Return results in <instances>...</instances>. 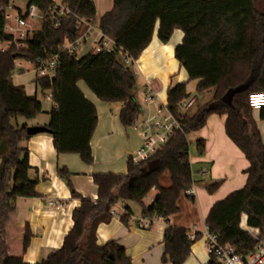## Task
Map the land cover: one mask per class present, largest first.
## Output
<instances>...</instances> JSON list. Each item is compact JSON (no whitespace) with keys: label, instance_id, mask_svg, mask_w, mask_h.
<instances>
[{"label":"trees","instance_id":"1","mask_svg":"<svg viewBox=\"0 0 264 264\" xmlns=\"http://www.w3.org/2000/svg\"><path fill=\"white\" fill-rule=\"evenodd\" d=\"M26 1L40 9L49 5L48 0ZM62 1L71 14L61 18L57 26L44 20L22 46L11 43L0 50V264H132L124 248L114 240L98 244L96 239L98 225L112 219L111 211L118 202L123 203L119 220L124 225L131 219L127 205L131 202L141 206L142 216L164 220L161 259L183 264L201 235L169 224L168 217L178 212L179 195L193 183L188 136L202 128L210 114L225 116V133L244 154L249 166L245 170V184L212 204L205 226L219 245L233 248L245 261L257 245L248 232L254 234L255 228L264 235V143L248 104L250 93L264 92V0H112L111 8L99 18V28L117 47L136 60L155 32L166 43L174 30H181L183 37L174 48V57L186 71L188 80H198L196 93L211 92V98L188 115L180 109L189 96L186 82L168 88L165 107L181 127L148 158L136 162L133 156H128L125 173H94L96 199L78 194L70 182L72 173L64 167L58 169L71 196L80 201L72 211L73 224L61 246L34 263L25 262L22 255L9 253L7 225L16 200L38 196V179L29 175L32 168L23 144L32 137L26 132L27 121L42 112L38 93L44 96L49 92L54 104L45 126L56 152L78 154L86 164L93 162L90 139L97 116L78 81H83L102 101L123 103L118 116L122 126H135L142 114L133 93L135 74L117 59L116 51L89 52L79 57L60 53L53 77L36 76L32 95L22 85L14 84L16 60L35 64L53 56L65 39L73 40L80 34L75 15L95 19L93 0ZM9 3L10 0H0L2 43L10 40L2 30ZM241 84H245L244 90L233 95L230 105L220 100L229 88ZM212 102H217L216 108L206 111ZM260 118L264 119V108L260 109ZM195 145L198 154H203L204 140L197 139ZM164 173L169 177L168 186L160 183ZM220 184L221 181L212 182L206 191L212 194ZM152 189L157 190V195L145 206L143 199ZM242 215L248 232L240 227ZM31 237L25 224L22 254ZM208 255L206 264H222L214 251Z\"/></svg>","mask_w":264,"mask_h":264},{"label":"crops","instance_id":"2","mask_svg":"<svg viewBox=\"0 0 264 264\" xmlns=\"http://www.w3.org/2000/svg\"><path fill=\"white\" fill-rule=\"evenodd\" d=\"M111 6L112 3L107 5L103 13ZM182 37V31L176 29L170 39L163 43L155 32L149 44L129 66L136 79L133 93L142 107L138 122L148 113L166 106L167 90L176 83L186 82V93L196 97L193 93L196 92L198 80L188 82L186 71L174 57V48L181 42ZM33 74V71L21 66L13 75V82L22 85L25 92L32 95L35 93L36 78ZM77 85L96 109L97 122L90 139L93 162L86 164L75 153H57L48 132L33 135L23 143L28 149V163L32 168L29 175L38 179L36 185L38 196L16 200L15 210L7 225V240L9 253L22 255L23 260L28 263L41 260L61 246L64 236L73 224L72 211L80 203L79 199L71 196L65 179L57 173L58 169L64 167L72 173L70 182L78 194L96 199L97 187L93 183L92 175L125 173L128 156H134L143 142L138 129L134 126L124 127L120 123L118 116L123 103L100 100L81 80ZM148 87L155 92V98L146 107L143 95ZM49 94V92L44 94L45 106L42 104V110L45 109L44 115L40 118L41 114H38L28 120L29 126L47 124L48 112L54 107L51 98H45V95ZM252 114L264 143V119L260 118V110H253ZM224 121V115L210 114L205 125L188 136L190 143L203 139L205 150L201 155L198 154L196 145L193 151L189 150L193 194L188 196L182 192L177 199L178 212L168 217L169 224L183 227L191 234L198 232L201 235L192 244L190 254L183 264L207 263L209 255L205 245V219L210 207L230 192L241 188L247 178L245 170L249 164L244 154L226 135ZM165 177L164 173L160 183L168 186L169 177L168 183L163 180ZM215 181H221V184L214 193L209 194L206 186ZM156 195V189L150 190L144 197L143 204L149 206ZM127 205L132 213L128 224L124 225L119 220L123 203H116L112 219L108 223H100L96 229L97 243L104 244L114 240L124 248L132 264H170L161 259L162 237L166 226L164 220L154 219L149 228L138 227L136 220L142 217L141 206L132 202ZM243 217L245 218V215ZM25 224L29 226L32 237L22 254Z\"/></svg>","mask_w":264,"mask_h":264},{"label":"built area","instance_id":"3","mask_svg":"<svg viewBox=\"0 0 264 264\" xmlns=\"http://www.w3.org/2000/svg\"><path fill=\"white\" fill-rule=\"evenodd\" d=\"M12 0L7 8H11ZM48 7L46 9H40L35 4H27L25 12L21 13L20 9H17V14L12 16L7 13L5 9V20L2 25L4 33L10 36V40L7 41L6 47L11 43H16L22 46L24 41L30 38L36 31H38L44 20H49L54 26L59 24L61 18L71 14L70 9L63 3L62 0H48ZM12 18V22L8 21ZM76 28L80 34L73 40L65 39L64 42L58 46V52L53 56L39 60L35 64H31L33 67V73L38 77L52 78L54 75V68L58 60L60 53H66L69 55H75L79 57L85 53H98L102 51H116L117 55L121 56L122 64L131 65L135 60L128 57L124 51L117 47L112 39L106 36L99 28V22L95 23V19H88L84 17L76 16ZM39 21L38 29L31 26L32 20ZM4 48H2L3 50ZM29 63V62H28ZM16 67H20L18 60L15 61ZM16 73V72H15ZM14 73V74H15ZM13 74V75H14ZM45 98H51L50 94L45 95ZM155 98V92L151 87H148L143 95V103L146 107ZM195 97L189 95L181 103V108L187 110L194 103ZM248 104L252 110H260L264 107V92H252L248 96ZM140 131L142 136V145L133 156L134 161H140L148 158L161 144H163L174 130L179 129L181 124L168 112L166 107L158 108L155 112L148 113L141 121L135 126ZM186 195H192L193 190L189 188L184 191ZM114 214V210L111 211ZM244 215H242L241 223L244 224ZM154 219H161L155 217L153 219L142 216L136 220V225L141 228H149ZM255 233L249 235L257 240V245L253 253L249 254L244 261L242 258L234 252V249L229 246H221L218 244L216 236L205 232L206 249L208 252L214 251L222 262V264H264V235H261L258 229H254Z\"/></svg>","mask_w":264,"mask_h":264},{"label":"rangeland","instance_id":"4","mask_svg":"<svg viewBox=\"0 0 264 264\" xmlns=\"http://www.w3.org/2000/svg\"><path fill=\"white\" fill-rule=\"evenodd\" d=\"M93 1H94V4H95V7H96L95 23H98L99 22V18L101 17V13H103V10L105 9V7L107 5L112 3V0H93ZM11 5H12V7L11 8H7L6 11H7V13L11 14L12 16H14V15L17 14V9H20L21 13L25 12L27 1L26 0H12ZM8 21L12 22V18H10ZM30 23H31V26L33 28L38 29V27H39V21L38 20H36V19L32 20ZM0 47L5 48L6 44L0 42ZM78 56H81V54L79 53ZM117 59L122 62V59H121L120 55H117ZM18 63H20V67L22 66L23 68H25L27 70L33 71L32 65H30L26 61L18 60ZM18 68L19 67H17L16 69H18ZM187 79H188V77H187ZM187 81L191 82L193 80H187ZM45 93L47 94V92H45ZM193 95H195L197 97L195 104L192 105L191 107H189L187 110H183L182 108H180L182 112H186L188 115L192 114L199 105H201L202 103H205L206 101H208L211 98V92H203V93H200V94L195 92V93H193ZM37 97L42 102L43 106H45L44 96L41 95L40 93H38ZM44 113H45V109H43L42 112L39 113V114H41L40 118H42ZM19 120H23V119L19 118ZM194 149H195V143L194 142L190 143V141H189V150L193 151ZM165 174H166V177H165V179L163 178V180L165 181V183H168V179H167L168 178V174L167 173H165Z\"/></svg>","mask_w":264,"mask_h":264},{"label":"water","instance_id":"5","mask_svg":"<svg viewBox=\"0 0 264 264\" xmlns=\"http://www.w3.org/2000/svg\"><path fill=\"white\" fill-rule=\"evenodd\" d=\"M245 88V84H241V85H238L236 87H233V88H229L224 94L223 96L221 97V101L230 105L231 104V100H232V97L234 94L238 93V92H241L243 91ZM217 106V102H212L210 103L207 108H206V111H210V110H213L215 109ZM26 132L27 134L29 135H36V134H39V133H44V132H49L47 127L46 126H42V125H36V126H28L27 129H26ZM240 227L244 230L247 231V225L244 223V224H240Z\"/></svg>","mask_w":264,"mask_h":264}]
</instances>
